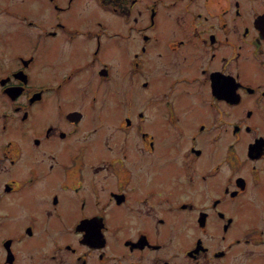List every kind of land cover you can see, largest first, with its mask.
<instances>
[{
    "label": "flooded vegetation",
    "instance_id": "1",
    "mask_svg": "<svg viewBox=\"0 0 264 264\" xmlns=\"http://www.w3.org/2000/svg\"><path fill=\"white\" fill-rule=\"evenodd\" d=\"M136 2L149 14L140 26L134 22L135 28H129L132 37L143 38L132 57L137 60L147 43L159 40L160 94L138 106L139 116L126 111L118 120L125 125L122 159H97L94 136L103 125L95 126L102 118L91 95L111 78L109 61L100 58L97 30L108 39H130L131 22L114 28L96 18L84 21L87 26L60 20L59 34L71 43H61V52L80 60L53 79L34 75L37 67L42 76L51 74L40 65L51 59L50 32L25 15V25L6 34L15 64L5 63L9 55L0 52V95L11 101L6 110L0 103V161L6 173L0 207L40 181L43 193L49 182L58 188L48 194L49 216L29 209L15 231L0 233V264H19L39 227H53L50 217L62 221L60 232L86 229L77 239L54 236L50 248L41 246L46 259L60 252L61 264H73L63 262L64 254L73 255L77 264H91L94 247L99 250L96 264H264V0H129V5ZM79 35L94 38L84 52L83 43L75 42ZM91 71L102 79L97 86L87 81ZM68 85L73 100L79 89L88 97L94 126H83L90 116L78 106L63 111ZM51 97L61 118L54 131L44 123ZM50 142L56 147L69 142L66 156L58 155L62 146L48 149ZM100 166L117 169L115 181L90 172ZM167 173L174 174L167 178ZM19 200L32 202V193L30 198L24 192ZM13 217L12 211L0 209V229ZM182 218L187 221L180 226ZM86 234L94 236L89 245ZM167 237L174 248L164 257ZM98 241L100 246L91 245Z\"/></svg>",
    "mask_w": 264,
    "mask_h": 264
},
{
    "label": "rangeland",
    "instance_id": "2",
    "mask_svg": "<svg viewBox=\"0 0 264 264\" xmlns=\"http://www.w3.org/2000/svg\"><path fill=\"white\" fill-rule=\"evenodd\" d=\"M109 1L112 3L107 2L101 5L102 3L98 2L97 0H0V5L3 6V9L0 10V52L9 55L5 63L10 62L15 64L11 56L13 51L11 48H8L9 46L7 47L8 44L6 34L10 33L13 27L20 29L22 26L21 24L25 25V23L22 21L25 19L22 18L25 15H29L34 21H37L40 25H42L43 30L45 29L47 32H50L48 37L50 41L49 45L52 50V54L50 56L51 59L50 61L40 62V65H45L47 67L46 70H51V74L42 76L39 72V67H37V72L34 71V75L36 76L38 74V80L44 78L53 79V77L57 78L63 73L58 70L67 71L69 64L72 62H79L80 60V58H72L68 52L62 54L61 43L68 42H66V35H64V33L59 34L61 30L59 25L60 20L71 21L73 23L81 22L83 25L87 26V23L84 21L92 22L96 18L98 19V22H103L105 24L109 23V25L111 24V26L114 28H124L128 22H131L126 32L128 37H132L133 35L129 28H131V30L132 28H135L134 22H137L140 26V22H145L148 20L149 12L144 8V5L141 2H136L133 6H130L129 0ZM112 7L116 9L118 13L123 14V16L113 11ZM13 15L19 16L21 18L14 17ZM30 28H32L34 32H37L38 30L36 27ZM55 31H57V35H54ZM158 31L159 28L156 29V33H158ZM97 32L100 33V42L103 46V49L100 50V58L102 60L109 61L111 67L110 80L102 83L101 86L91 95L92 100L94 101L95 97L97 105L100 106L99 112L102 118L95 126L98 127L100 124L103 125V127L98 129L96 135L94 136V141L99 140V148L96 149V151L100 157L97 159L99 161H101L102 158L117 157V159H122V146L120 141L122 140L124 134L125 125H123V122L120 123V125L123 126H119L118 120L121 119L123 121V113L126 111L139 116L140 110H138V106H143L142 102L154 100L157 94H160V63L157 48L159 45V40H153L147 43L146 51L141 53L140 57L135 60L132 56L133 53L138 50L139 43L143 41L142 35L135 34L134 37L130 39L121 36L108 39L107 34L102 29L99 28ZM78 41L83 43L81 48L83 52L86 46L91 47L94 44V38L92 35H79L75 42ZM57 47L59 48L58 52ZM136 61L138 62V69L135 72L133 68ZM3 62L4 61L0 59V63ZM81 73V71H78L76 74L78 75ZM89 79H91L92 84H95L96 86L97 82L100 83L102 80L99 76H93V71L88 73L87 80L92 87ZM144 82L149 83L148 87L144 85ZM79 84L83 85L84 82L79 80ZM63 88L61 89L62 91L60 90L61 93L64 90ZM66 90V97L62 96L63 111H66V107L71 108L78 106V108H81L87 116H90L83 122V126L85 125L86 127L90 128L93 124L97 123V121L93 122L95 118L94 112L90 107L91 104H88V97L84 98V92L79 89V98L76 96L77 99L73 100L72 85H68ZM0 93L4 94L2 91H0ZM101 101L103 102L100 105L99 103ZM0 103L2 104V109L4 107V110H6L5 108H9L11 105V101H9V99L4 95H0ZM49 107L50 111L47 117L44 118V123H51L53 128L52 131H54V127L59 128V123L57 122H59V119L61 118L57 113V111L59 112L60 109L56 107V100L53 97L50 99ZM67 126H69V123L65 125V127ZM86 131V129L82 130V132ZM120 131L122 132V135ZM81 139L84 138L81 136ZM168 142H171V140H168ZM175 142L176 141L173 139V143ZM68 143L69 142L60 143V146L63 148L62 151L58 152L60 158L66 156V148L68 147ZM60 146L56 147L53 142L46 144V147L50 150H60ZM92 151H94V149ZM33 156L34 154H29L28 158ZM24 158L27 157L25 156ZM49 159L50 158L47 157L45 161H48ZM90 163L91 161L88 160L87 164ZM4 164L5 162L0 161V166H2V168L0 167V182L1 179L6 175L4 171ZM170 167L173 170L176 168L173 161L170 162ZM56 170H58L60 173L63 171L62 168H57ZM91 171H96V173L101 176L105 174L106 176L104 175V177L108 182H111L113 179L115 181L114 177L119 175L117 169L106 166L95 167V169L90 170V172ZM173 174L174 173L169 175V173H167L166 177H172ZM44 186L45 183L40 181L35 184L32 189L28 188L24 191L29 194L30 198L32 193V202L19 200L24 192L16 194V197L13 199H7L0 209L12 211L14 217L12 220L5 222L4 226H2L0 229V233L15 231V229L18 228V224H23L26 221L25 215L29 209L38 210L42 214L43 218L49 216L48 212L51 211H48L47 208L51 206V199H49L48 194H50L53 189L58 188V186L52 182H49L47 188L43 189V193L42 188ZM50 218L52 220L53 227L50 228L49 231L45 230L43 227H39L37 236L30 239L27 243L28 245L23 249L22 258L19 264H61L59 263L58 258L60 252H57V254L52 259H46L42 257V247L50 248L52 237L54 236L59 237L61 240H65L67 238L77 239L80 233L82 232L84 234L86 230L84 229L85 226L83 225L78 227L77 230L79 232L77 234L66 230L60 232L59 227L62 226V221L54 217ZM186 221L187 219L185 218L183 221L179 220L178 222L180 226H183ZM41 233L46 235L45 239L40 238ZM93 237L94 236H91V234H86V236L84 235V244L89 245ZM177 238L180 239V235H178ZM163 241L166 243V246L162 248V253H164L163 256L165 257V252L171 253L174 245L170 237L165 238ZM30 243H32V245H30ZM91 245L100 246V243L98 241L97 243H91ZM98 252L99 250L94 247L93 257L95 260H91V264L97 263ZM74 259L75 257L73 255L68 254H64L62 257L63 262L73 260V264H77L78 260Z\"/></svg>",
    "mask_w": 264,
    "mask_h": 264
}]
</instances>
